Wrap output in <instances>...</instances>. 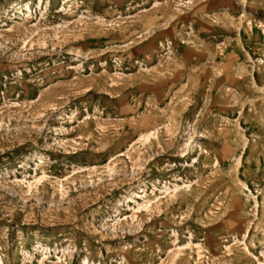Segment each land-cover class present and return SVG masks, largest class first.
Here are the masks:
<instances>
[{
	"label": "rangeland",
	"instance_id": "1",
	"mask_svg": "<svg viewBox=\"0 0 264 264\" xmlns=\"http://www.w3.org/2000/svg\"><path fill=\"white\" fill-rule=\"evenodd\" d=\"M0 264H264V0H0Z\"/></svg>",
	"mask_w": 264,
	"mask_h": 264
},
{
	"label": "bare ground",
	"instance_id": "2",
	"mask_svg": "<svg viewBox=\"0 0 264 264\" xmlns=\"http://www.w3.org/2000/svg\"><path fill=\"white\" fill-rule=\"evenodd\" d=\"M150 200H151V198H148V199L144 200L143 203H148V202H150ZM134 202L138 203V204H137V208H140L141 203L138 202V200H135V199H134ZM133 205H134V204H133ZM132 207H133V206H132ZM134 208H135V207H134ZM62 235H63L62 233H59V234H58V237H60V236H62Z\"/></svg>",
	"mask_w": 264,
	"mask_h": 264
}]
</instances>
